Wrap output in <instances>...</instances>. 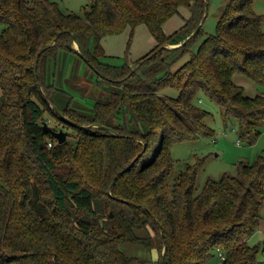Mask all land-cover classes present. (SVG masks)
Instances as JSON below:
<instances>
[{
  "label": "trees",
  "instance_id": "1",
  "mask_svg": "<svg viewBox=\"0 0 264 264\" xmlns=\"http://www.w3.org/2000/svg\"><path fill=\"white\" fill-rule=\"evenodd\" d=\"M206 2L92 0L77 14L50 0H0V264H150L123 244L158 250L157 264H206L217 252L221 264H264L260 244L248 242L262 220L264 154L198 194L202 161L169 183L170 145L214 134L198 94L219 106L225 125L237 120L245 144L264 130V95L247 96L233 80L264 86L263 16L253 0H229L196 51L202 28L164 48L196 30ZM182 6L190 16L167 35L164 24ZM139 24L155 48L133 64L104 62L102 38L129 27V48ZM61 53L78 54L99 77L106 97L91 113L53 93L68 95L50 80ZM168 86L179 94L162 95ZM47 112L72 129L75 144L44 130Z\"/></svg>",
  "mask_w": 264,
  "mask_h": 264
},
{
  "label": "rangeland",
  "instance_id": "2",
  "mask_svg": "<svg viewBox=\"0 0 264 264\" xmlns=\"http://www.w3.org/2000/svg\"><path fill=\"white\" fill-rule=\"evenodd\" d=\"M57 3L65 12L83 14L84 9L89 8L92 0H50ZM229 0H208L206 19L202 26L203 34L194 42L192 50L196 51L203 40L216 32L219 17L224 6ZM253 10L255 13L263 16L262 30L264 32V0H253ZM190 16L187 7L182 6L179 12L172 16L164 27L167 35L172 34L180 27V22L184 21L183 17ZM4 26L0 25V32ZM131 28H126L122 33L117 35H108L102 38L101 43L106 46L107 55L103 58L104 62L112 65H122L127 62L133 64L138 59L151 52L157 41L147 25L139 24L135 27L131 43ZM103 46V47H104ZM187 58H184L176 64L181 66ZM50 80L55 83L56 87L66 91L68 95L52 90L54 94L62 97H71V107L80 108L81 110L91 113L94 101L97 98L104 99L105 91L98 85V76L87 65L83 58L75 53H61L59 59L53 62ZM236 84L244 86V93L248 96L264 95V86L257 85L248 77L236 74L233 78ZM109 87L108 84H105ZM162 95L176 97L179 91L173 87H165L160 91ZM196 104L207 112L205 122L214 130L210 136H200L197 139L174 142L170 145V153L175 160V170L169 181L171 184L179 172L187 164H196L202 161L197 173V183L195 194L200 193L209 180L219 181L224 175L237 177L239 174L240 163H253L257 157L264 154V130L254 145H247L244 142L238 144L239 133L237 120L231 119L225 125L221 116L219 106L209 99L204 93L198 94ZM59 113V112H58ZM63 116V114H59ZM68 119V118H67ZM46 123L55 130L63 129L67 132V139L75 144L77 138L72 129L60 121L58 118L45 114ZM69 120V119H68ZM262 220L260 226L249 240L250 245L260 244L261 252L259 259L264 261V200L261 207ZM144 234L145 232L142 231ZM141 233V232H140ZM122 250L126 254L140 258H149L150 264H157L159 261V252L154 249L149 252L137 244H123ZM220 253L217 252L214 258L206 264H218Z\"/></svg>",
  "mask_w": 264,
  "mask_h": 264
},
{
  "label": "water",
  "instance_id": "3",
  "mask_svg": "<svg viewBox=\"0 0 264 264\" xmlns=\"http://www.w3.org/2000/svg\"><path fill=\"white\" fill-rule=\"evenodd\" d=\"M207 8H208V2H206V10H207ZM206 13H207V11H205L204 17L202 18V21H201V23L199 24V26L196 28V30H195V31H194L189 37H187V39H186L185 41H183L182 43L177 44V45H166V46H164V48H175V47H178V46L183 45V44L186 43L187 41H190L192 38H194L195 35L200 31V29H201L202 26H203V23H204V21H205V19H206V16H207ZM75 51H76L80 56H82V53H81V51H80V49H79V45H78V43H77L76 41H75ZM135 70H136V68H134L132 71H135ZM97 99H98V98H97ZM58 112H59V114H63L61 111H58ZM61 117H63L66 121H69L66 117H64V115L61 116ZM94 126H96V125H92V124H90V125H87V126H84V127H86V128H90V127H94ZM43 127H44V130H45L46 132L50 133L51 136H52L53 138H55L59 144H62V143H64V142L67 140V136H68V134H67V132H65L63 129H60V130H54V129L51 128L47 123H44V124H43ZM114 181H115V180H114ZM113 183H114V182H113ZM162 255H164V250H163V252H162ZM160 264H163V259H161Z\"/></svg>",
  "mask_w": 264,
  "mask_h": 264
},
{
  "label": "crops",
  "instance_id": "4",
  "mask_svg": "<svg viewBox=\"0 0 264 264\" xmlns=\"http://www.w3.org/2000/svg\"><path fill=\"white\" fill-rule=\"evenodd\" d=\"M188 17H189L188 15H187L186 17H183V20H184V21H181V22H180V27L185 23V20H186ZM170 20H171V19H169L167 22H169ZM167 22L164 24V27H165V25L167 24ZM180 27H179V28H180ZM179 28H178V29H179ZM102 45H103V44H102ZM74 46H75V45H74ZM103 46H104V45H103ZM104 49H105L106 54H107L106 46H104ZM238 85H239V84H238ZM241 86H242V85H241ZM243 87H244V86H243ZM247 96H248V95H247ZM250 97H253V96H250ZM262 206H263V204H262ZM259 226H260V225H259ZM251 237H252V236H251ZM251 237H250V238H251ZM250 238L248 239V242H249Z\"/></svg>",
  "mask_w": 264,
  "mask_h": 264
},
{
  "label": "built area",
  "instance_id": "5",
  "mask_svg": "<svg viewBox=\"0 0 264 264\" xmlns=\"http://www.w3.org/2000/svg\"><path fill=\"white\" fill-rule=\"evenodd\" d=\"M241 141H238V144L240 143ZM49 146L51 147L52 146V142L49 143ZM223 261V256L220 254V259H219V264H221Z\"/></svg>",
  "mask_w": 264,
  "mask_h": 264
}]
</instances>
